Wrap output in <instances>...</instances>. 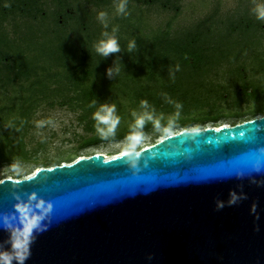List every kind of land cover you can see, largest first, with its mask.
<instances>
[{
    "label": "water",
    "instance_id": "1",
    "mask_svg": "<svg viewBox=\"0 0 264 264\" xmlns=\"http://www.w3.org/2000/svg\"><path fill=\"white\" fill-rule=\"evenodd\" d=\"M137 151L0 180V245L13 194L36 192L51 207L25 264H264V115Z\"/></svg>",
    "mask_w": 264,
    "mask_h": 264
},
{
    "label": "trees",
    "instance_id": "2",
    "mask_svg": "<svg viewBox=\"0 0 264 264\" xmlns=\"http://www.w3.org/2000/svg\"><path fill=\"white\" fill-rule=\"evenodd\" d=\"M153 1L178 10L180 0ZM117 3L0 0V93L16 92L0 106V164L31 158L25 137L43 104H71L80 110V120L94 135L79 148L126 138L134 124L129 106L154 109L156 116L175 113L169 101L178 102L181 115L201 114L197 119L178 120L177 126L185 128L194 121H216L226 108L236 111L226 115L236 117L233 124L264 114V21L247 10L235 20H224L215 9L187 28L173 30L169 22L163 29L148 32L137 8L127 0L128 15L117 14L105 28L95 8ZM113 28L118 31L113 33ZM105 31L116 35L121 51L103 58L94 45ZM133 40L136 49L129 52L127 45ZM116 64L119 75L109 78L107 69ZM141 100L148 102V108L140 106ZM251 101L260 105L243 111ZM112 104L120 125L115 137L102 140L92 115L101 105ZM150 130L153 124L146 123L143 131Z\"/></svg>",
    "mask_w": 264,
    "mask_h": 264
},
{
    "label": "rangeland",
    "instance_id": "3",
    "mask_svg": "<svg viewBox=\"0 0 264 264\" xmlns=\"http://www.w3.org/2000/svg\"><path fill=\"white\" fill-rule=\"evenodd\" d=\"M118 4V3H117ZM131 7H136L138 15L142 16L143 27L148 31H158L166 27L167 23L172 22L173 30H181L187 28L198 21H202L215 9H219V18L222 16L224 20L229 18L237 19L242 15L244 10H247L249 14L254 15L252 9L255 4H264V0H180L178 10L175 8L162 7L159 2L153 0H129ZM116 4L108 7L95 8L96 17L100 12H106L108 14L107 24L115 22L116 19ZM122 15H119V17ZM218 19V18H217ZM17 90L18 87L15 86ZM2 91V90H0ZM16 92L10 94L0 93V106L9 103V97L15 95ZM264 95V94H263ZM60 101V99L58 100ZM260 105V102L251 101L249 104H245V110L256 109ZM129 115L132 121H135V117L132 116V112L135 111L137 116L142 115L148 110L137 109L135 107H128ZM197 112V111H196ZM236 111L226 108L221 110V117L216 120H208L204 124L194 121L191 125H187V129H202L206 127H221L223 125H235L232 119L236 117H229L231 113ZM173 114H161L155 117L159 120L169 119ZM216 114V113H214ZM264 114L256 113L255 117L263 116ZM201 114L192 113L190 115H181L180 119H197ZM80 110L73 109L71 104L59 103L54 106L49 104H43L34 114L32 126L29 129L26 137V149L30 151L29 160H19L7 162L4 161L0 164V180L5 177L23 178L34 173L35 170L40 167H52L55 164L56 159L62 157V163H70L82 156H90L95 153L104 154L106 157L121 154L127 151L126 138L120 140L103 141L95 145L79 148V146L85 141L93 137L94 133L86 130L85 123L80 120ZM254 117V118H255ZM253 119V118H251ZM250 120V119H249ZM40 121H44L42 127H37ZM51 121V123H49ZM151 123V122H148ZM147 123V124H148ZM185 127L176 126L171 134L177 133ZM167 135L157 133L154 129L145 132V139L140 147L142 149L146 146L152 145L158 142L160 139ZM2 143H0L1 146ZM79 148V149H78ZM12 149L17 150L15 147ZM78 149V150H77ZM19 162L23 169L22 174L17 175L13 171V165Z\"/></svg>",
    "mask_w": 264,
    "mask_h": 264
},
{
    "label": "clouds",
    "instance_id": "4",
    "mask_svg": "<svg viewBox=\"0 0 264 264\" xmlns=\"http://www.w3.org/2000/svg\"><path fill=\"white\" fill-rule=\"evenodd\" d=\"M6 7L8 5H5ZM116 13L118 15L126 16L127 12V0H119L116 4ZM256 19L264 21V4H255L252 9ZM108 14L106 12H100L97 19L103 24L105 28L107 24ZM117 28H113L112 32L116 33ZM103 38L100 39L95 45V51L101 57L106 58L110 54H115L121 51V46L118 42L116 35H110L107 31L102 33ZM136 49V42L130 41L127 45V51L132 52ZM179 70V66H177ZM120 68L116 64L114 68L107 69L109 78L113 75H119ZM174 103L176 112L169 118L166 124H161V121L154 115V109L152 112H144L142 115L137 116L135 111L132 112V116L135 117L134 124L130 126L129 133L126 136L127 141V154L130 158L139 155L137 149L143 143L145 139V132L143 131L146 123L151 122L153 129L160 134L170 135L177 126V122L180 117V111L182 104L178 102ZM93 101L89 106L95 105ZM140 106L142 108H148V102L141 100ZM116 105H101L97 111L92 115V119L95 121V130L97 135L102 140H109L110 137H115L116 130L120 125V117L115 115ZM162 119V118H161ZM44 121H40L37 127H42ZM51 123V121H49ZM13 171L20 175L23 172L19 162L13 166ZM16 203L13 205L14 212L11 213L14 218V223L11 225L7 222V216L4 214L2 217V227L4 231L8 233V239L4 241L3 245H0V264H25V261L31 254V245L37 234L46 230L44 224L45 218L50 211V204L44 201L37 195L36 192L27 194V199H23L20 195L13 194ZM246 198L242 195H238L236 192L230 193L229 205L235 204L238 200ZM224 205L222 202H217V207L222 208ZM256 206L253 205L252 211L255 212ZM4 244L10 245L5 248ZM151 259V257H149Z\"/></svg>",
    "mask_w": 264,
    "mask_h": 264
}]
</instances>
